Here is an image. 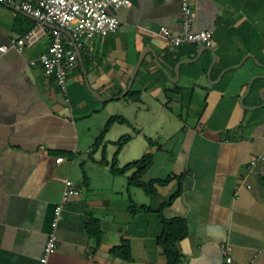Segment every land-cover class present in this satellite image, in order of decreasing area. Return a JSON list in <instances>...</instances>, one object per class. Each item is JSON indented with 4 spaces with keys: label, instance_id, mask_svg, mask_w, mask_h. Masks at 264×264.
I'll list each match as a JSON object with an SVG mask.
<instances>
[{
    "label": "crops",
    "instance_id": "crops-1",
    "mask_svg": "<svg viewBox=\"0 0 264 264\" xmlns=\"http://www.w3.org/2000/svg\"><path fill=\"white\" fill-rule=\"evenodd\" d=\"M130 2L115 10L116 33L75 48L64 93L37 61L53 27L0 4V45L31 32L21 53L0 52V264H41L66 178L79 193L64 204L45 264H166L155 210L179 182L149 196L128 184L132 170L112 173L124 134L118 166L151 152L141 181L181 176L162 212L187 223L182 264H264V0H192L191 30L212 31L211 43L176 47L158 31L182 33L179 0ZM129 89L140 99H126ZM112 115L128 123L106 131L103 164L93 142ZM122 239L130 260L109 253Z\"/></svg>",
    "mask_w": 264,
    "mask_h": 264
},
{
    "label": "built area",
    "instance_id": "built-area-1",
    "mask_svg": "<svg viewBox=\"0 0 264 264\" xmlns=\"http://www.w3.org/2000/svg\"><path fill=\"white\" fill-rule=\"evenodd\" d=\"M192 0H179L181 12L182 33L171 34L166 27H160L158 35L165 39L171 46H179L183 43H195L201 46L210 45L212 31H192ZM0 4L7 5L15 10L30 15L39 23L49 24L53 27L52 38L46 52L38 58V63L47 75L55 77L60 90L66 91L67 69L73 67L77 62V51L75 48L87 47L88 41L97 36H107L118 31L120 21L115 14L119 7L131 6L130 0H0ZM31 32H27L18 38H12L8 44L0 45V52L13 49L17 53L23 51L25 40ZM36 64V61H31ZM263 154L257 156L262 159ZM61 156L55 159L60 162ZM79 190L72 180L66 178L64 188L59 201L54 206L50 228L43 248L40 263L45 264L47 256L56 249V229L65 202L70 196L77 195ZM230 244L221 245V252L227 263L230 262Z\"/></svg>",
    "mask_w": 264,
    "mask_h": 264
},
{
    "label": "trees",
    "instance_id": "trees-1",
    "mask_svg": "<svg viewBox=\"0 0 264 264\" xmlns=\"http://www.w3.org/2000/svg\"><path fill=\"white\" fill-rule=\"evenodd\" d=\"M126 99H131L133 101H137L140 99V92L138 90L129 89L127 93L124 95ZM167 105V102H166ZM128 123V121L119 115L110 116L104 127L101 129L100 133L97 135L93 142V147L101 146L102 157L100 162L103 164H108V161L105 157V142L104 135L109 127L114 123ZM130 134H124L120 136L113 144L116 146V150L113 154L112 160L110 161L109 168L110 171L114 174L125 173L129 170H132L131 174L128 176V184H135L140 186L147 195L152 196L156 193V189L158 186L166 185L173 178H176L179 182L178 188L176 191L165 201L161 202L159 207L155 210L158 219L161 223V233L157 236L156 242L161 247L165 259L166 264H182V255L178 248V242L183 239L187 235V223L183 217H170L167 218L163 215V208L169 205L172 200L177 197L181 192L180 186V175H168L165 178H153L148 182H143L140 180L141 176L145 173V171L151 166L153 161V156L151 152L144 153L141 157L134 159L130 162L122 166L117 165V153L121 149V147L131 139ZM149 144H153L154 140L151 138H147ZM139 210H150L148 206L140 205V206H131V212L135 213ZM91 227L96 228L95 238L97 243L101 239V233L98 229V223L96 220H91L88 224ZM109 253L115 257L122 258L125 260H130V249L129 243L126 239H122L121 242L117 245H114L110 248Z\"/></svg>",
    "mask_w": 264,
    "mask_h": 264
},
{
    "label": "water",
    "instance_id": "water-1",
    "mask_svg": "<svg viewBox=\"0 0 264 264\" xmlns=\"http://www.w3.org/2000/svg\"><path fill=\"white\" fill-rule=\"evenodd\" d=\"M79 56V55H78ZM80 57V56H79Z\"/></svg>",
    "mask_w": 264,
    "mask_h": 264
}]
</instances>
